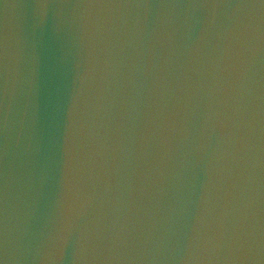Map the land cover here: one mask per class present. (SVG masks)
<instances>
[{
  "label": "clouds",
  "instance_id": "9594fccd",
  "mask_svg": "<svg viewBox=\"0 0 264 264\" xmlns=\"http://www.w3.org/2000/svg\"><path fill=\"white\" fill-rule=\"evenodd\" d=\"M0 264H264V0H0Z\"/></svg>",
  "mask_w": 264,
  "mask_h": 264
},
{
  "label": "water",
  "instance_id": "95a60500",
  "mask_svg": "<svg viewBox=\"0 0 264 264\" xmlns=\"http://www.w3.org/2000/svg\"><path fill=\"white\" fill-rule=\"evenodd\" d=\"M14 2H17V3H27L28 0H14Z\"/></svg>",
  "mask_w": 264,
  "mask_h": 264
}]
</instances>
